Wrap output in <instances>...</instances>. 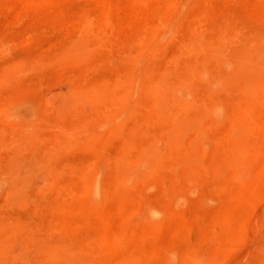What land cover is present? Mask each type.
<instances>
[{"label":"rangeland","instance_id":"374dc122","mask_svg":"<svg viewBox=\"0 0 264 264\" xmlns=\"http://www.w3.org/2000/svg\"><path fill=\"white\" fill-rule=\"evenodd\" d=\"M252 38L264 43V0H0V264L49 249L91 264L129 255L135 264H264V148L235 165L219 143L224 123L202 120L194 171L177 161L159 172L147 166L143 179L114 187L116 157L149 138L173 161L169 121L182 102L192 104L190 117L207 106L208 77L225 72L206 45L229 52ZM201 66L207 78L188 72ZM230 76L216 93L228 113L250 95ZM148 81L172 94L166 109ZM104 87L126 91L125 106L95 99ZM246 105L257 145L264 99ZM83 170L103 192L84 191ZM149 206L155 219L144 217Z\"/></svg>","mask_w":264,"mask_h":264},{"label":"bare ground","instance_id":"6f19581e","mask_svg":"<svg viewBox=\"0 0 264 264\" xmlns=\"http://www.w3.org/2000/svg\"><path fill=\"white\" fill-rule=\"evenodd\" d=\"M218 38H220V36ZM196 43H198L196 44L197 47H202L201 46L202 44H200L199 41H197ZM212 44L211 43L207 44L206 46H209V45L211 46L206 47V48H209L208 50L210 51V56L220 61L224 65L223 68L225 67L224 69L225 72L221 74L217 73L216 75L209 76L210 75V74L208 75L209 72L206 71L207 68H204L202 66L195 71L194 70L191 71L192 69L188 70V72L190 71L191 73L196 74L199 78H207L209 76L208 77L209 83H207L206 95L212 98L210 100V103L207 106L200 107L199 112L193 117L188 116L189 114L187 111L190 108V106H192V104L188 102L186 103L182 102L180 106L182 109V114L172 118L171 121H169L170 125L167 130L166 136H169L168 137L169 142L173 143V147H174L173 161L166 160L162 151L157 146L158 144H156L157 139H155L154 137L147 139V141L144 143H141L138 149H136V152H134V154L132 153L133 155L127 152H122V153L120 152L121 154H119V156L116 157L115 159L117 163L119 162L120 164V169L115 174V177H116L115 178L116 180L114 181L115 182L114 187L116 188L115 191L118 190L117 188L121 187V185L125 184L126 186V184L129 185L130 183H132V181H134L135 183L138 180H140V178L143 179L141 173H142L143 168L147 166H148L147 168H150L152 172H159V171H162L163 169H167V170L172 169L174 162L177 161V162H180V164L182 163V165H184V170L186 173L194 171L195 169L192 170L193 169L192 164H190L191 160L189 158V154L191 153L193 149L192 146L196 145L199 142L200 143L204 142V137L202 134L204 131V125L202 124V120L206 118H210L212 123H214V125L218 123H224L223 124V141L219 143H224L226 147L231 148L229 149V153L231 150V153L232 155H234L235 159L232 158L233 156L230 158L233 159L232 161L235 165L239 166L241 164L243 165L246 164L244 163V161L240 162L237 160L238 158L241 159L243 156L244 157L246 155L248 156L249 152H250V155L252 156V159H256L258 153L261 151V148H264V142H261L255 145L250 140L251 136H253L254 138L255 136H258V135L261 136V130L258 125H253L251 123V120L248 118V116H251V115H249V111L246 107L247 103H253L255 101L264 99V43L256 40L255 38L247 39L237 45H234L229 52H228L229 49L227 50L225 49L226 50L225 51L224 46L220 43L213 44V45ZM227 74H231L232 77L234 76L233 79H235L237 82V86L233 85V84H236L235 82H233V84L230 83V85L232 84V86L233 87L235 86V88L237 87L238 90H242L243 92H249L250 94L247 100L244 99L242 101H238L236 105L231 107L229 109L230 110L229 113L228 111L225 112L227 108L225 105L227 102L224 104L223 102L225 101L222 102L220 99H218L220 97H217L216 95L217 92H220L222 91V89L225 88V87L223 88L222 86L223 83H221L220 81L223 75H227ZM232 77L230 76V78ZM233 79L231 81H233ZM146 80H148V78H146ZM183 82H186V80H183ZM154 84L155 83H152L149 81L148 83H144L145 87L148 89L147 90L148 93L154 96L153 98L155 102L154 101L153 102L157 105L158 107L157 109H159V107L161 108V110H162V107L166 109L168 101L172 99V94L165 90L163 91H161V89L158 90L156 87L157 84L156 85ZM104 88L102 89L100 88L98 92L95 91L96 93L94 94L96 95L92 94L94 95L95 99L103 97L104 99L108 100L109 102H112L113 104L116 103L119 107L125 106L124 104H125V101L127 100L126 98H128V94L126 91L119 92L116 89L111 88V87L105 88V89ZM157 112L159 111L157 110ZM157 112L155 113L157 114ZM118 124L116 125V128H118ZM189 132H194V135L188 141L189 142L187 144L188 146L182 147V143H183L182 140L184 136H186ZM219 143H216V144H219ZM256 146L258 147V149H255V150L251 149L252 147H256ZM249 159H251V157ZM252 159L251 161H253ZM117 165L118 164H116V166ZM145 170L148 171V169H145ZM236 170L237 169H235L234 171ZM240 171H241V168L239 172ZM86 173H84V170H83L82 174L80 175L81 180L84 185L83 187L84 191L93 193V192H96L99 188L101 189L100 186L102 185L100 184L99 186V184H97V180L95 179V176L92 178H89V176ZM148 173L151 174V172L149 171ZM152 176L150 175V178ZM16 187H14V189H16ZM19 187H20L19 189L24 188V186L20 184H19ZM19 189L18 191H21ZM102 190H104V188H102L101 191ZM18 191H15V192H18ZM21 192H23V190ZM123 193L124 194L126 193L125 195H122L125 197L128 192L126 191L118 192L119 195ZM95 194L96 193H94V195ZM81 195L82 194H80V196ZM144 213H145L144 217L146 216L147 219L148 218L155 219L157 217L158 210L155 209L153 206L151 207L149 206V208ZM112 241L113 239L108 241V244H111L110 242ZM49 251L47 250L46 254H43L42 256L36 255L31 260H25V262L22 264H42V263L55 264L54 260L56 261L57 258H62L61 260L63 264H91L93 263L91 262L92 260L88 257V255L86 256L85 254L82 255L80 253H70L64 256H60V255L58 256V254H56L57 255L56 256L55 252L52 253V249H51V252ZM0 259H3L2 256H0ZM135 260L136 259H134V257L130 255L124 256L122 258H119V260L115 264H135Z\"/></svg>","mask_w":264,"mask_h":264}]
</instances>
